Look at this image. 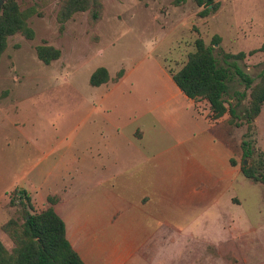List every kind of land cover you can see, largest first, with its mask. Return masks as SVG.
<instances>
[{"label":"crops","instance_id":"1","mask_svg":"<svg viewBox=\"0 0 264 264\" xmlns=\"http://www.w3.org/2000/svg\"><path fill=\"white\" fill-rule=\"evenodd\" d=\"M104 65L96 69H107ZM107 70L110 82L111 70ZM160 70L155 74L158 86L151 90L159 94L152 107L155 115L151 112L154 135L140 123L143 117L125 110L129 122L121 124L110 113L113 98L133 72L125 73L114 87L105 86L108 82L101 88L91 85L92 71L88 81L82 82L73 126H68L70 132L63 131L65 136L76 131L77 139H52L45 132L38 139L31 133L36 138L29 134L32 139H25L26 154L39 160L20 173L1 163L0 240L8 250L13 243L1 226L11 219L10 194L16 192L27 194L38 212L49 206V198L58 199L54 210L65 222L67 238L84 264L157 263L156 258L145 257L161 255L162 241H167L172 254L181 238L191 239V225L196 224L203 225L207 237L217 230L224 237L242 233L236 238L243 246L253 234L258 246L246 255L264 263V223L233 228L223 217L226 209L240 205L238 191L249 180L241 168L245 133L238 139L229 114L214 119L209 110L203 113L200 102L189 99L171 74L161 66ZM126 92L132 96L131 89ZM37 95L24 101L36 102ZM106 103L108 108L103 109ZM4 118H0V132L24 126L20 116ZM257 249L261 250L255 254Z\"/></svg>","mask_w":264,"mask_h":264},{"label":"rangeland","instance_id":"2","mask_svg":"<svg viewBox=\"0 0 264 264\" xmlns=\"http://www.w3.org/2000/svg\"><path fill=\"white\" fill-rule=\"evenodd\" d=\"M101 1L104 15L95 28L91 29L89 25L88 12H79L61 31L57 19L60 0H19L23 9L37 6L42 16L30 19L35 39L28 40L21 35L11 37L0 62V118L5 120L4 116H20L24 125L20 129L10 127L0 132V166L3 162L11 171L20 173L30 163L38 161L39 156L26 154L25 139H40L44 132L52 139H77L76 131L69 136H65L63 131H69V127L73 126L83 94L79 93L82 82L88 81L90 72L105 66V63L112 75V80L105 85L108 88L118 84L125 73L133 72L129 83L123 84L113 98L114 106L110 108V113L121 124L129 122L125 110L137 118L143 117L140 123L146 125L149 134L154 135L156 128L153 127L155 119L152 114L155 115V111L152 107L159 94L151 90L158 86L155 74L161 71L160 66L168 74L178 71L187 61L188 54L194 51V42L199 37L207 45H213L216 35L221 38L220 44L214 47L215 55L223 66L226 54H249L264 44V0H220V9L207 17L199 15L203 8L197 7L193 0ZM43 42L60 49L61 58L50 65L43 64L36 55V48ZM238 64L258 82L264 68V52L247 55ZM120 73L122 76L118 78ZM46 89L50 91L43 95L38 93ZM128 89H131L132 96L126 92ZM243 90L244 86L235 78L229 84L227 99L233 96L234 91ZM35 93L38 94L35 97L38 101H24ZM101 107L108 108V103ZM255 124L258 146L263 149L264 106L258 125ZM235 131L239 139L247 128L235 129L236 134ZM29 134L31 138L27 137ZM246 183L238 191L240 205L223 213L226 222L233 228L248 229L264 223V184L253 186L250 180ZM15 193L10 194L11 200L22 196V193ZM16 211L17 206H11V218L16 216ZM202 226L191 225V239L181 238L172 254L167 248V241H162L159 245L163 249L162 254L157 257L147 255L145 258L149 261L157 259V263L149 264H264L260 258L246 255L255 252L258 246L253 234L244 238L243 246V242L236 238L237 234L243 236L242 233L224 237L223 232L217 230L208 233L207 237L202 233ZM6 243L11 241L8 239ZM260 250L257 249L255 254Z\"/></svg>","mask_w":264,"mask_h":264},{"label":"trees","instance_id":"3","mask_svg":"<svg viewBox=\"0 0 264 264\" xmlns=\"http://www.w3.org/2000/svg\"><path fill=\"white\" fill-rule=\"evenodd\" d=\"M193 1L197 7L203 8L199 13L202 17L217 12L221 6L220 0ZM79 12H88L89 25L93 29L103 18L104 5L101 0H60L57 19L61 31ZM36 15L42 16L37 6L23 9L19 0H4L0 9V62L8 49L11 37L21 35L28 40L35 39L36 33L30 25V19ZM220 41L221 38L216 35L213 45H207L203 38H197L194 51L188 54L187 61L178 71L171 72V76L189 99L196 102L207 101L214 119L229 114L231 126H246L247 131L242 143V172L247 179L264 183V151L258 146L255 124L264 106V68L256 82V79L238 64L239 61H244L247 55L264 52V44L249 54H226L223 66L215 55L214 47L220 44ZM36 55L43 64L50 65L61 58L62 52L43 42L36 48ZM230 59L234 61L230 62ZM121 76L122 73L118 78ZM235 78L239 79L244 90L234 91L233 96L227 99L229 84ZM109 80L108 70L100 67L91 75L90 83L99 87ZM239 107L243 108L240 112L237 110ZM246 160L248 165L244 164ZM48 202L49 206L38 212L25 193L11 200L10 205L17 206V213L1 226V231L10 238L13 248L8 250L0 240V264H84L67 238L65 222L54 210L53 206L58 199L49 198Z\"/></svg>","mask_w":264,"mask_h":264},{"label":"built area","instance_id":"4","mask_svg":"<svg viewBox=\"0 0 264 264\" xmlns=\"http://www.w3.org/2000/svg\"><path fill=\"white\" fill-rule=\"evenodd\" d=\"M198 102H200L199 108L201 109V111L203 113H205V111L209 110V114L213 115L210 104L207 101L202 100V101H198Z\"/></svg>","mask_w":264,"mask_h":264},{"label":"water","instance_id":"5","mask_svg":"<svg viewBox=\"0 0 264 264\" xmlns=\"http://www.w3.org/2000/svg\"><path fill=\"white\" fill-rule=\"evenodd\" d=\"M3 5H4V0H0V9L3 7ZM244 164L246 165L247 161H245Z\"/></svg>","mask_w":264,"mask_h":264}]
</instances>
